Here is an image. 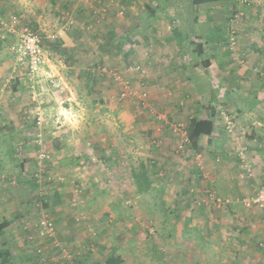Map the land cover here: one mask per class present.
<instances>
[{"label": "crops", "instance_id": "crops-1", "mask_svg": "<svg viewBox=\"0 0 264 264\" xmlns=\"http://www.w3.org/2000/svg\"><path fill=\"white\" fill-rule=\"evenodd\" d=\"M9 1L0 0V13L7 16L13 12ZM15 3H19L25 22L45 31L50 42L47 48L43 45L45 65L64 81L65 100L56 99L65 102V106L61 105L60 110L53 103L49 111L59 109L61 114L67 113L70 108L67 101L74 100L75 104L82 101V87L68 80L65 71L70 74L76 68L78 75L90 69L107 72L111 82L109 86L105 83L102 97L128 134L130 131L146 136L144 147L149 161L145 165L158 168L157 177L166 188L162 197L170 201H164L162 210L175 215L173 222L166 220L163 228L167 233L160 234L159 241L141 238V226L134 225V233H126L127 239L118 236L121 233L118 231L116 241L112 238L102 244L103 239L95 236L92 227L81 224L83 214L88 212L93 227L101 229L105 224L102 215L108 212V209L100 211L101 206L114 201L117 196L113 195L118 193L109 194L100 187L79 198L77 192L57 184L45 198L58 211H53L52 219L57 239L62 242L59 244L68 248L73 257L71 260L53 257L48 263L107 264L108 259L119 257L122 262L116 264H264V209L247 206L243 201L264 183V0L209 2L198 7L191 0H16ZM244 4L246 12L236 22L239 32L232 43L229 32L219 31L222 27L217 19H225L222 12ZM258 7L262 9L254 10ZM4 32L0 26V62L5 65L4 68L0 63V113L8 114L17 110L10 96L16 98L11 89L4 91L3 86L18 69L7 63L5 56L2 59V53L11 51L16 42L14 35ZM92 64L94 68L90 67ZM17 73L18 79L11 80L13 88L32 92L26 81L20 79L21 71ZM126 81L137 96L121 97ZM231 110L236 120L233 132L229 133L225 115ZM29 111L37 117L45 110L37 106ZM17 120L6 121L13 126L11 133L15 135L11 149L22 150L24 144L28 155L34 150L33 145H28L36 142L34 136L39 129L34 128L30 134L23 132ZM174 122H184L189 134L190 126L196 122V132L193 137L190 134L192 153L182 154L178 150V137L170 129ZM4 133L6 130H0V136ZM19 160L23 167L28 163L23 155ZM33 160L36 161L35 158L30 161ZM50 163L54 172L55 163ZM113 163L117 165L120 159ZM57 168L61 174L70 173L78 178V171L72 167L65 171L60 165ZM150 177L154 186L153 174ZM80 178L84 184L89 182L85 175ZM95 181L101 184L102 178ZM2 185L0 181L1 197L5 190ZM149 192L132 194L139 199L137 194ZM210 194L229 202L215 204ZM39 195L43 198V194ZM85 199L86 205L82 206L79 201ZM99 199L104 201L99 204L96 201ZM16 201H12L14 205ZM9 206L10 201L0 207V223L8 222L6 234L0 237L14 245L20 239L22 245V236L16 234L18 225L12 222L15 217L5 216L10 213ZM147 210L126 206L116 211V217L147 215ZM24 214L28 212L24 210ZM88 230H93V235H88ZM31 251H35L33 246L28 250ZM14 255L19 264L29 257Z\"/></svg>", "mask_w": 264, "mask_h": 264}, {"label": "rangeland", "instance_id": "rangeland-1", "mask_svg": "<svg viewBox=\"0 0 264 264\" xmlns=\"http://www.w3.org/2000/svg\"><path fill=\"white\" fill-rule=\"evenodd\" d=\"M9 2L12 3L11 11L13 12L8 16L0 13V26L4 29V33L11 36L14 34L8 31L7 23L4 20L8 21L14 15L21 16L22 18L23 16L21 14L22 10L20 5H18L19 3L16 4V0H11ZM241 9L245 10V4L241 6ZM259 9L262 8H254V10ZM233 10L234 8L230 9V11L222 12V16L225 19L217 20L220 21L219 23L222 27L219 31H223L225 34L229 32L232 35L231 42L235 43V36L239 32L235 25L239 18L234 16ZM1 20L3 21L1 22ZM71 24L72 23H69V26H71ZM37 30L41 33L42 50L44 53L43 45L44 47L46 45L47 48L50 42L47 40L45 31L38 28ZM76 30H78V28H76ZM9 35H6V38L9 37ZM15 38L17 41L16 36ZM15 43H13L12 46ZM106 49L110 50L109 48ZM7 51L8 52L2 53V59H4L5 56V61L7 63L12 66L14 64L16 65L17 54L12 50V47L11 51ZM44 57L46 60L45 53ZM74 62L77 61L75 60ZM74 62L73 64L75 65L76 63ZM1 64L5 68V65L3 63ZM112 66L115 67L118 66V64H113ZM90 67L94 68V64ZM46 70L50 71L52 69L46 67ZM71 70L73 71L70 74L65 71L66 76L68 80L78 83L79 88L82 87V101H79V104H75L73 99V101H67V106L70 107L67 113L63 112L61 114V112L58 111L61 105L65 106V102L59 103V101H57L59 98L65 100L63 98L66 95L65 89L62 91L60 89H49L43 97L35 100L33 99V93L31 91H27L26 93L23 92V90L20 91L19 89L13 88L14 85L11 84L12 82L9 81L8 78L5 80L3 86L5 87L4 91L8 89L12 90V95H14L16 99L10 96V100L15 102L17 110H12V112H8V114L0 113V130H6V133L0 136V181L3 184L1 187L5 188V190L1 192V194L4 193V195H2V197L0 196V207L4 206V204L9 201L11 202V206L7 208L10 213H7L5 216L15 217L12 222L18 225L16 234L17 236H22L20 237L22 238V245H19L20 239H17V241H15L16 245H14L12 243L8 244V241H6L4 237H0V250H7L8 248L11 254H17L21 257L23 254L29 255V257L24 260L25 262L23 264H49V258L56 257L58 260H71L73 257V254L68 248L64 246L61 248L59 244L61 239H57L56 223L52 219L53 211H58L54 208L53 204H50V201L45 198V195L51 193L49 191L54 189L57 184H59L58 186H67L72 193L77 192L79 198L83 196V193H90L91 191L100 189V187H102V190L108 191L109 194L118 193V195H113V197L117 196L114 201H110L109 204L104 202V205L101 206L100 211L108 209V212L102 215L101 220H103L105 224H103L104 226L102 225L101 229L98 228L100 230L93 227L91 222L93 220L87 217L88 212L83 214L84 223L81 224H88L89 227H92L93 230H95V236H101L100 238L103 239L102 242L104 243L102 244H105V242L110 241L112 238L116 241L117 238H115V236L118 231L122 233H119L118 236L120 235L121 237V235H123V239H127L125 238L126 233L130 234V232H132L133 234L134 232L132 230L139 226H141V238L146 237L150 241H159L160 234L166 235L167 233L163 228L166 220L168 219L170 222H173V218L175 217L174 212H164L162 210L164 201L165 203H169L170 201H166V199L162 197V193L166 188L164 183L160 182L157 177L159 170L156 165L149 167L151 174H153L155 178L153 189L148 194H137L140 197L139 199H136L135 195H133L134 192L139 191L134 183L133 172L135 169H139L142 163L149 161L146 160L149 158V154L145 152L146 149L144 147L146 145V136L139 133L140 131L137 132L139 134H132L130 131V134H128V130L122 126V123L116 118L115 114L111 113V109L108 107L109 104L102 97L103 87L107 85L105 83L107 82L109 86L111 82L107 75L108 73L104 71L102 74L98 69H90L87 70V72H90L89 74H87V72L85 74L84 72L78 75L76 68ZM52 74H55L56 78L60 79V75L55 72H52ZM100 81H102V83H100ZM1 88L2 87H0V89ZM45 99L47 100L42 102V100ZM53 103H55L57 107L59 106V109L55 112H50L49 109ZM70 103H72V105H70ZM80 104L84 109L81 108ZM37 106L45 110L44 113L37 114V117L36 114H29L31 113L29 110L32 109L34 111ZM55 108L52 107L53 110ZM20 109H22V111H20ZM25 109L28 110L27 113H25ZM15 119H18L17 126L21 127L23 132L30 134L34 128L39 129L38 134L36 133L34 136V138H37L34 139L37 143L35 142L28 145L29 147L33 145L32 149H34L33 151H29L28 155L24 144L22 145V150L15 147V150L11 149L16 142L14 139L15 135L11 133L13 126H10L6 121ZM39 119L41 123H39ZM47 148H49L50 151H47ZM46 154L48 157H46ZM21 155H23L24 158L26 157V161H28L24 167L19 160ZM33 158H35L36 161H30ZM115 159H120V163L115 165L113 163ZM156 160H158V157H156ZM50 161H54L55 163L54 172L52 171L54 166H52ZM100 161L103 164H100ZM59 165L60 168L63 167V171L71 167L77 170L79 174L78 178L70 175V173L61 174L57 172V166ZM82 175H85L89 179L87 184H84L85 181L83 182L80 178ZM171 176L173 177L174 174ZM95 178H102V183L98 184ZM77 179H79V181ZM39 194H43V198L40 197ZM126 196H134V199H126ZM14 199L17 200L15 205L12 202ZM96 201L101 204L104 200L99 199ZM79 202L82 206H85L87 201L85 199ZM111 206L113 208H111ZM126 206L130 208L144 207V209H148L146 211L147 215H132L133 213H129L130 215L124 214L125 216L116 217V211ZM24 210L28 212V215L24 214ZM15 213H19L20 215H15ZM110 213L113 215H109ZM96 216H100V213L96 214ZM112 218L114 220V222L112 221L113 224L110 222ZM41 219H48L55 223V231H52V235H50L47 229L41 224ZM131 219L133 220L131 221ZM107 222H109V225H106ZM134 225H136L135 228ZM106 227L108 230L105 229ZM93 230H88V235L92 234ZM29 245L31 247L33 246V250L35 251L28 252V250L31 249ZM55 246H60L58 248L61 250H57ZM99 252L96 254H99ZM137 256H140V254L138 253Z\"/></svg>", "mask_w": 264, "mask_h": 264}, {"label": "built area", "instance_id": "built-area-1", "mask_svg": "<svg viewBox=\"0 0 264 264\" xmlns=\"http://www.w3.org/2000/svg\"><path fill=\"white\" fill-rule=\"evenodd\" d=\"M243 14L244 13L240 11L235 16L240 18ZM2 21L3 20H1V22ZM4 21L7 23L8 31L12 32L17 37V41L12 46V50L17 54L16 65L18 70L8 78L9 81L18 79L19 74L17 72H20L21 70L22 75L20 79L23 78L24 81H26L25 83L31 88L33 99L35 100L43 97L49 89H60L61 91L65 89L62 79L56 78L55 74L46 70V60L42 50L41 33L37 28L32 24L25 22L23 18L18 15H14L8 21ZM127 82L128 81L125 82V86L121 90V97L137 96V92L131 90L128 87L129 83ZM232 112L234 111L231 110L225 115L226 129L229 133L233 132L236 120V114H232ZM221 113L225 114L226 112L222 109ZM39 123H41V120ZM170 129L171 133L178 137V150L180 153H192L193 144L188 126L184 122H174L170 124ZM46 157H48L47 154ZM210 197L215 204H227L229 202L228 199L213 194H210ZM243 201L247 206H255L259 209H264V183L256 193L245 197ZM41 224L47 229V232H49L50 235L53 234L52 231L55 229V223L53 221L41 219Z\"/></svg>", "mask_w": 264, "mask_h": 264}, {"label": "trees", "instance_id": "trees-1", "mask_svg": "<svg viewBox=\"0 0 264 264\" xmlns=\"http://www.w3.org/2000/svg\"><path fill=\"white\" fill-rule=\"evenodd\" d=\"M234 0H191V3L193 4L194 7H198L201 4L204 3H209V2H230ZM234 16L242 11L245 14V11L241 8H236L233 10ZM243 14V16H244ZM233 16V17H234ZM197 129L196 122L195 124L190 126V134L193 137L194 133L196 132L195 130ZM150 169L145 165V163H142L140 165L139 169H135L133 172L134 176V183L137 186L138 190L140 192H148L153 189V181L152 178L150 177ZM8 225L7 221H3L0 223V236L5 235V230L4 228ZM122 262V259L119 257H112L108 259L107 264H116ZM0 264H19V262L16 260L15 255L11 254L10 250L7 248V250H1L0 251Z\"/></svg>", "mask_w": 264, "mask_h": 264}]
</instances>
